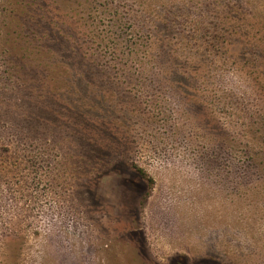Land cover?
<instances>
[{
  "label": "rangeland",
  "instance_id": "374dc122",
  "mask_svg": "<svg viewBox=\"0 0 264 264\" xmlns=\"http://www.w3.org/2000/svg\"><path fill=\"white\" fill-rule=\"evenodd\" d=\"M84 2L23 22L71 35L63 92L0 56V264H264V0Z\"/></svg>",
  "mask_w": 264,
  "mask_h": 264
},
{
  "label": "trees",
  "instance_id": "16d2710c",
  "mask_svg": "<svg viewBox=\"0 0 264 264\" xmlns=\"http://www.w3.org/2000/svg\"><path fill=\"white\" fill-rule=\"evenodd\" d=\"M5 2H7L11 8H3L0 10V56L5 59H11L10 63H12V66L9 69L8 77L14 78L13 73L17 70H19L20 72L21 70L25 71V74L27 69H31L41 73V83L37 87L38 89H35L33 91L37 93V96L32 95V97L35 98L36 101H44L47 95H57L60 92L66 90L68 88L69 80L73 73V70L68 66L56 64L54 62L57 59L55 55L56 53H54V50L52 48L43 44L44 38L57 40L56 35H50L49 31L41 33V30L34 27L32 28L31 26L26 31L24 30L23 26L24 21L29 23L33 21L34 24L39 22L38 24L40 25L42 23L40 21L41 19L48 20L50 16L47 17L45 13L41 16L34 14L35 12L33 8L35 6V0H5ZM113 4V2L107 1L104 12L99 13V15L102 14L103 18H112V24L110 22V25L112 27L122 26L123 28V21L120 18H117L120 16L118 12L119 8L115 7ZM84 5L86 6L87 10L93 12V9L96 5V0H85ZM71 10L73 11L74 8H71ZM88 18L89 17L86 18L85 16L81 18L82 23H84V31L88 33H85L84 36L87 35L86 37L88 38V41L93 43L95 47V43L98 40L100 41V36L96 33L100 30V28L98 25V20L88 23ZM49 23L51 24V26L54 24L56 27H58V24L53 21ZM132 26L134 27V23L132 24ZM140 30H142V28H140ZM61 37L62 39H64L65 43L61 39L57 40L58 49H67L72 51V53H74V56H79V53H77L74 48L70 46L72 42L71 35H67L64 33V36ZM115 38L117 40L119 39L117 36ZM109 39H111V37ZM109 39L108 42H110ZM104 40L105 38H103L101 41ZM150 43L152 47L155 44V42ZM152 47L150 49H152ZM113 48L115 51H117L118 45L115 44ZM80 55H83L84 58H88L87 53ZM18 65L22 66L20 67ZM146 71L150 73L152 70L148 68L146 69ZM17 78H20V87L22 85H30V81L25 80V78L21 79L20 73L19 77ZM37 81L35 80L31 85H36ZM33 158L34 156H32V159ZM134 169L138 172L141 178H147V174L144 169L138 166H134Z\"/></svg>",
  "mask_w": 264,
  "mask_h": 264
}]
</instances>
